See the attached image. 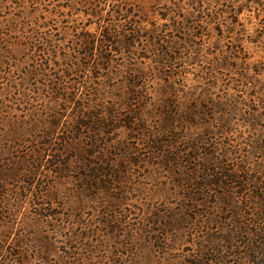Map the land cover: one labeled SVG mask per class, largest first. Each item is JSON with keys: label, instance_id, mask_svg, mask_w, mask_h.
Returning <instances> with one entry per match:
<instances>
[{"label": "rangeland", "instance_id": "374dc122", "mask_svg": "<svg viewBox=\"0 0 264 264\" xmlns=\"http://www.w3.org/2000/svg\"><path fill=\"white\" fill-rule=\"evenodd\" d=\"M192 1L0 0V263L157 264L155 239L180 255L159 232L202 210L187 198L204 197L189 190L203 152L233 168L250 139L243 101L232 134L200 145L213 101L235 106L241 89L219 44L259 27L245 11L219 33Z\"/></svg>", "mask_w": 264, "mask_h": 264}, {"label": "trees", "instance_id": "16d2710c", "mask_svg": "<svg viewBox=\"0 0 264 264\" xmlns=\"http://www.w3.org/2000/svg\"><path fill=\"white\" fill-rule=\"evenodd\" d=\"M204 4L206 7H203ZM190 5L196 12L188 14L194 18L192 20L217 24L219 33H222L220 26L228 19L230 29L226 31L227 34H235L233 29L240 14L245 11L255 13L259 27L248 40L243 35L237 37L235 42L219 44V47L229 49V55L221 59L222 68L234 75L230 80L241 89H236L239 96L232 97L235 106L213 101L219 114L215 112V119L211 122H217V125L210 122L215 128L210 132V125L206 123L207 136H203L200 145L206 143L209 135L232 134L233 115L235 110L239 112L238 104L243 101L247 102L245 106L249 111L246 116L240 117L249 129L250 139H246L245 143L247 155L233 168H229L228 152L218 154L219 157L207 150L203 152L204 158L199 166L202 181L193 184L191 179L189 190L204 197L198 200L189 195L187 198L194 204L200 203L202 210L171 219L170 224L189 225L186 229L184 227L173 232L170 228V231L159 232L167 240L169 235L171 239L177 238L183 242L180 255L172 256L168 249L156 243V239H153L156 249L153 247L150 252L156 253L157 264H264V0H196ZM215 6L219 8L214 11ZM100 33L107 35L104 40L110 42L113 35L111 30L105 33L102 29ZM245 44L257 49L258 59L253 63H250L249 55L240 54L243 50L240 46ZM205 116L209 117L208 114ZM204 189L212 192L205 193Z\"/></svg>", "mask_w": 264, "mask_h": 264}]
</instances>
